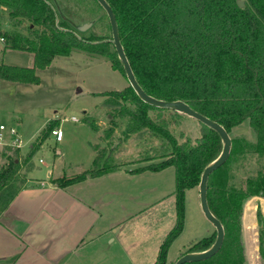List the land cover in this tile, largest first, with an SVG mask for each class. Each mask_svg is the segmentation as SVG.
<instances>
[{
	"label": "trees",
	"instance_id": "1",
	"mask_svg": "<svg viewBox=\"0 0 264 264\" xmlns=\"http://www.w3.org/2000/svg\"><path fill=\"white\" fill-rule=\"evenodd\" d=\"M92 1L103 9L97 0ZM106 1L116 15L122 45L145 92L161 100H182L221 124L229 134L245 122L256 133L254 144L243 138L232 139L229 160L208 180V206L226 232L222 248L209 260L189 263L245 264L244 208L250 199L264 197V0H243L244 7L239 6V0ZM0 7L9 11V21L17 28L7 36L9 48L30 52L34 60L30 68L1 65V79L39 85L37 69H46L56 56H68L75 49L107 57L113 69L126 78L112 41L88 40L75 32L80 24L74 27L70 20L81 17L66 1L0 0ZM106 19L109 21L108 16ZM22 20L29 21L26 35L18 30ZM109 29L112 34L110 22ZM111 45L114 53L108 48ZM97 95L114 100L113 105H122L120 117L128 118L130 125L133 123L127 136L146 129L149 135L166 143L167 151L159 163L130 172H160L169 167L176 170L178 222L155 262L166 264L169 248L184 228L185 192L199 186L205 168L220 156L222 139L218 132L199 123L200 138L193 142L181 133L180 138L186 139L180 142L170 126L186 116L146 104L131 86ZM90 125L98 130L93 121ZM46 135H41L40 144ZM104 155L105 159H111L108 146L97 151L92 170L72 178L54 179L53 184L64 188L118 169V166L102 167ZM31 158L32 154L23 160L6 157L7 162L0 168V193L23 182L22 170L31 165ZM253 158L257 166L252 164ZM260 234L264 239L263 228ZM216 238L215 231L192 244L187 253L209 249Z\"/></svg>",
	"mask_w": 264,
	"mask_h": 264
},
{
	"label": "rangeland",
	"instance_id": "2",
	"mask_svg": "<svg viewBox=\"0 0 264 264\" xmlns=\"http://www.w3.org/2000/svg\"><path fill=\"white\" fill-rule=\"evenodd\" d=\"M64 1L74 6L81 17L70 20L74 27L92 23L85 30L75 28L79 37L99 39L98 42L112 41L109 21L103 9L96 7L92 0ZM13 23L9 21V11L0 7V38L5 37L4 42L0 39V66L33 67L32 53L8 46L7 36L17 30ZM28 25L29 21L22 20L18 30L26 35ZM108 48L114 53L112 45ZM37 74L41 80L39 85L15 83L0 78V126L5 127L0 130V168L7 162V156L23 160L32 154L31 165L22 172H30L31 177L46 182L50 180L48 172L55 179L72 178L92 170L97 151L108 146V150L112 151L111 159H105L104 155L100 165L118 166V169L73 185L74 196L87 200L92 207L88 216L79 217L77 212L73 219L78 223L82 220L84 227L91 226L88 232L90 236L101 232L105 234L101 243L90 245L88 250L90 254L109 256L104 264H127L124 257L118 259L119 262L118 256L110 258L112 253L126 250L138 252V261H141L143 254V262H156L159 247L178 222L176 170L169 167L160 171L159 175L151 171H144L151 172L144 175L130 173L149 164L159 163L167 148L162 139L149 135L146 129L127 136L133 123L130 125L128 118L120 117L122 105H113L114 100L97 95L126 89L129 86L127 79L120 71L113 69L107 57L90 55L76 49L68 56H56L49 67L37 69ZM72 117L78 121H72ZM91 121L98 130L90 125ZM176 121L171 124L170 130L180 142L186 138L195 142L200 138L197 120L186 116ZM55 127H60L63 132L61 142H57L51 134ZM11 129H15L17 134L12 135ZM111 130L113 133L109 136ZM181 133L186 138H180ZM44 134L47 137L40 144L39 140ZM230 136L232 139L243 138L252 144L257 142L256 133L246 122L233 129ZM15 139L21 140L19 147L12 145ZM251 162L257 166L254 158ZM22 183L9 187L4 199L0 194L1 208L12 200ZM261 217L264 218V199L254 197L246 203L242 218L245 264H263L258 259L257 245ZM214 232V227L202 213L198 187L187 190L184 228L170 246L166 264H174L187 253L192 244ZM113 239L115 241L111 242ZM255 240L257 246H252ZM103 262L96 260L94 264Z\"/></svg>",
	"mask_w": 264,
	"mask_h": 264
},
{
	"label": "crops",
	"instance_id": "3",
	"mask_svg": "<svg viewBox=\"0 0 264 264\" xmlns=\"http://www.w3.org/2000/svg\"><path fill=\"white\" fill-rule=\"evenodd\" d=\"M146 173L151 172L137 175ZM21 176V188L7 205L0 206V216L6 217L0 219V264H94L96 260H104V264L109 256L90 254L88 250L90 245L101 243L105 234L90 236L91 226L84 227L82 220L78 223L73 219L77 212V216L86 217L92 210L87 200L74 196L73 185L58 187L52 182L55 177L51 172L49 182L38 181L30 172H22ZM0 194L4 199L5 192ZM141 255L138 261V252L126 250L112 253L110 258L118 256L119 262L124 257L127 264L155 263L143 262Z\"/></svg>",
	"mask_w": 264,
	"mask_h": 264
},
{
	"label": "water",
	"instance_id": "4",
	"mask_svg": "<svg viewBox=\"0 0 264 264\" xmlns=\"http://www.w3.org/2000/svg\"><path fill=\"white\" fill-rule=\"evenodd\" d=\"M97 2L103 8V10L105 11V13L109 18V22L112 28V37H113L112 43L115 46L120 61L123 63V67L126 73V79L129 83V86L132 87L136 95L143 102L149 104L150 106L165 110H172L179 114L185 115L189 118H193L197 120L199 123L218 132V134L222 139L223 149L220 156L205 168L201 176L200 184L198 186L201 210L206 220L214 227L217 233L216 241L209 249L205 251L186 253L185 255L181 256L174 264L199 263L209 260L212 257H214L222 248L225 241L226 232L224 226L214 216V214L211 212L208 206V200H207L208 180L213 172L221 168L229 160L233 147L232 138L228 133V131L221 124L214 122L211 119L207 118L206 116L196 112L186 102L182 100H177V101L161 100L149 95L147 92L144 91V89L141 87V85L138 83L136 79L132 66L124 50V46L122 45L117 18L112 7L106 0H97ZM238 4L239 6L244 7L243 0H239ZM90 26H92V23L84 24V26L80 27L79 29L80 31L85 30Z\"/></svg>",
	"mask_w": 264,
	"mask_h": 264
},
{
	"label": "built area",
	"instance_id": "5",
	"mask_svg": "<svg viewBox=\"0 0 264 264\" xmlns=\"http://www.w3.org/2000/svg\"><path fill=\"white\" fill-rule=\"evenodd\" d=\"M0 39H1L2 42H4V37H2V38H0ZM71 119H72V121H74V122H77V121H78L76 117H72ZM4 129H5V127H4L3 125H1V126H0V130H4ZM10 133H11L12 135L17 134V132H16L15 129H11V130H10ZM51 134L55 137V139H56L57 142H61V141L63 140V132H62V130H61L60 127H55L54 129H52ZM1 138H2V137L0 136V140H1ZM12 145H15V146H18V147H19V146L21 145V140H20V139H15V140L12 142Z\"/></svg>",
	"mask_w": 264,
	"mask_h": 264
},
{
	"label": "flooded vegetation",
	"instance_id": "6",
	"mask_svg": "<svg viewBox=\"0 0 264 264\" xmlns=\"http://www.w3.org/2000/svg\"><path fill=\"white\" fill-rule=\"evenodd\" d=\"M259 198L264 199V197H259ZM260 228H263V230H264V218L263 217H261L260 222H259V235H258L259 240H258V244H257V240H255L256 242L252 243V244H254L252 246L259 245V256H258V259L264 264V255L262 254V251L264 253V239L261 237Z\"/></svg>",
	"mask_w": 264,
	"mask_h": 264
}]
</instances>
